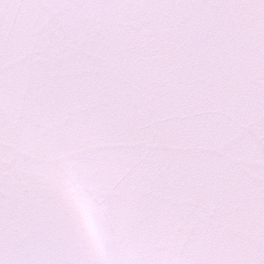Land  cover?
Returning a JSON list of instances; mask_svg holds the SVG:
<instances>
[{"label":"snow or ice","instance_id":"obj_1","mask_svg":"<svg viewBox=\"0 0 264 264\" xmlns=\"http://www.w3.org/2000/svg\"><path fill=\"white\" fill-rule=\"evenodd\" d=\"M0 264H264V0H0Z\"/></svg>","mask_w":264,"mask_h":264}]
</instances>
